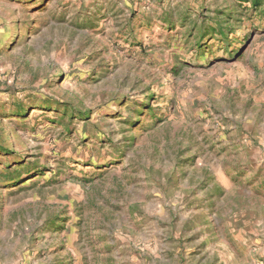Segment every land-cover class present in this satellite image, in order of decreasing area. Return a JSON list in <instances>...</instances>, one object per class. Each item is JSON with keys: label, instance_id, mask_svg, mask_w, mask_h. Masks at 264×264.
<instances>
[{"label": "rangeland", "instance_id": "1", "mask_svg": "<svg viewBox=\"0 0 264 264\" xmlns=\"http://www.w3.org/2000/svg\"><path fill=\"white\" fill-rule=\"evenodd\" d=\"M0 264H264V0H0Z\"/></svg>", "mask_w": 264, "mask_h": 264}]
</instances>
